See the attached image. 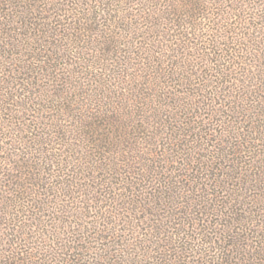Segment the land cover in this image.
<instances>
[{"label":"trees","instance_id":"obj_1","mask_svg":"<svg viewBox=\"0 0 264 264\" xmlns=\"http://www.w3.org/2000/svg\"><path fill=\"white\" fill-rule=\"evenodd\" d=\"M65 38L88 56H54ZM21 68L42 93L52 73L50 105ZM37 110L59 152L0 179V264L42 259L13 244L40 222L6 207L48 178L40 208L72 237L45 264H264V0H0V122Z\"/></svg>","mask_w":264,"mask_h":264},{"label":"rangeland","instance_id":"obj_2","mask_svg":"<svg viewBox=\"0 0 264 264\" xmlns=\"http://www.w3.org/2000/svg\"><path fill=\"white\" fill-rule=\"evenodd\" d=\"M54 12H52V13H54ZM67 13H70V12H67ZM60 18L63 19L62 16ZM56 19L57 20L59 19L58 15H55L54 21ZM54 21H53V23H54ZM49 22H52V19H50ZM57 23H59V22H57ZM43 35L45 36V40H47V44L52 43L54 39H57L55 41L60 42L59 39L61 38V36L56 35V37L53 38V36L48 37L49 35H47V34H43ZM65 39L63 41H61V43L65 44V42H67V43H69V45L67 47L62 46L57 51V54L56 53L54 54V56H56L58 54H64V53L67 54L69 51H73L75 53H76V51H78V52L82 51L81 56H84V55L88 56V54H86L87 50L82 49V47H81V45H83L84 43L80 42L79 43L80 45H76V44L71 45L70 41H68V39H66V41H65ZM65 48H67V50H65ZM38 52H40V51H38ZM38 52H37V54H38ZM28 54H27V56H28ZM50 54H52V53H50ZM34 56H35V54H34ZM44 58H46V53L43 56L42 60H44ZM26 62H27V64L32 65L33 64L32 62H34V60L32 59V61H31V59H27ZM52 62H54V61H52ZM61 70H62V67L59 64L58 69H57L55 74L59 76L61 73ZM54 71H55V69H54ZM15 73H16V77L18 79L17 81L23 82V85H22L23 88H24V83H26V86L28 88V89H26L27 97H30V102L32 104V107L43 108L46 105L51 104L50 98L53 97V91L51 90V84H53V80L55 79V77L52 76V73L49 76L45 77L43 79V81H40L41 84H43V82L46 83V84H44L46 89L43 91V93L37 91L39 88L36 90H35V88L33 89L31 81L34 78H31L30 76H28V79L30 78L28 80L26 72L23 68H21V70L15 72ZM29 73L36 75L34 73H37V72L34 70V71L29 72ZM34 87H36V85ZM23 88L19 87V84H18L16 94L23 97V95H22L23 91H24ZM35 94H38V95H35ZM18 95H17V98H18ZM40 95L44 98V100H43V103H41L39 105L36 103V100H37V96H40ZM17 98H16V100H17ZM38 99H39V97H38ZM38 101H40V100H38ZM17 106L19 108L23 109L21 104H18ZM17 106H16V104L14 105V107L16 108L15 112H17V110H18ZM35 113H32V114L29 113V117H28L29 119L27 118L26 121L24 119L25 116L21 114L19 116V122L17 124L12 122L11 120H7L8 117H6V116H8V115L5 114V112H4V114H2L4 116V118H3V120H1L2 122H0V179H4L3 184H6L5 186H7V187L10 186L11 180L15 179L17 177L16 175L20 173L19 171L22 170V169H20L21 168L20 167V165H21L20 159L24 158V156L25 157H27V155L30 156L29 158L31 160L30 159L29 160L35 165V163L39 162V159H37V158L43 157L46 155L48 157H50L53 153H55V151L59 152V149H58L60 147L59 143H58V145H56V149L52 145L51 146L50 145H45V146L41 145V140L43 139L41 136V133H43V130H45L44 126L46 124H44V125L41 124L39 126V124L37 122L41 120L43 113L40 114L39 118H36L37 114H39V111L37 110V111H35ZM39 145L42 149L46 148L44 153H42V151H39ZM47 149H48V151H47ZM49 149H52L53 151L49 150ZM51 151H52V154H51ZM33 157L35 158V160L33 159ZM49 160H50V158H49ZM50 162H51V160H50ZM49 172L51 174H54L55 171L53 169H51L50 171L47 170L46 172H44L46 174L45 175L46 177H49ZM66 172H68V171H66ZM43 178H44V176H43ZM44 182H47V185L44 187V191H43L44 193L41 194L38 191V190H43L42 187H38L37 184H36V186L33 184V185L29 186L30 188H26V189H28V192L23 197L21 195V198L19 200V201H21V203L19 204V206L17 208L16 207H12V208L6 207V209L8 211H11L10 214L8 213L10 219H8L9 221L7 223H9V225L11 224L10 221L13 218L11 216H16V215L23 218V219L27 218L28 222H30V223L31 222L37 223V221L40 222V226H36L32 230L28 229L27 233L17 232L13 236V238H14L13 244L16 242L19 250L28 249L29 252H32V253H30L32 255L30 257L31 260H34L35 258L38 259L37 257H39V258L42 257V259H40V261H38L37 264H45L47 262L45 259V255L48 253L49 250H51L48 247V244L52 243L51 239L62 243L63 237H68V236L72 237L69 235L70 233H62V236L58 238L54 233V229H55L54 221L53 222L48 221L50 219L49 216H45V214H48L50 211L48 209H41L40 208V205H41L40 204V198L42 201H46L47 197L44 194L45 193L51 194V192H54V190H55L53 188V186H54L53 184L55 182V181H53V179L51 180L50 178H48V179H46V181L44 180ZM14 193H16L14 190L13 191L9 190L7 192H4V195H6L5 199L7 200V196H10V195L13 197H16ZM103 199H104V197H103ZM49 203L51 204V202H49ZM90 203L93 204V201H91ZM9 204H11V202H9ZM1 205H2V209H4L3 207H5V203L2 202ZM94 205H96V203H94ZM96 210H97L96 208H93L94 212ZM90 219H91V217H90ZM78 220H80V219H78ZM5 221H7V218ZM78 222H80V221H78ZM76 228L78 229V224H76ZM62 230L65 231V229H62ZM10 231H12V229L8 228L6 230V233L10 232ZM8 236H9L8 244L3 245V246L5 248H12L13 245L9 246V241L11 239L10 234H8ZM60 243H57V247H55V251H57V253H61V252L66 251L65 248L61 247ZM27 261L32 262V264L34 263V261H30V260H27Z\"/></svg>","mask_w":264,"mask_h":264}]
</instances>
